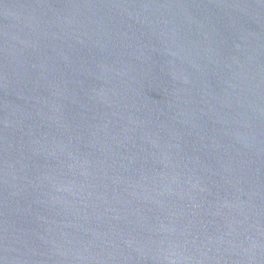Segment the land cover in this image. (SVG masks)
<instances>
[{
  "label": "water",
  "instance_id": "water-1",
  "mask_svg": "<svg viewBox=\"0 0 264 264\" xmlns=\"http://www.w3.org/2000/svg\"><path fill=\"white\" fill-rule=\"evenodd\" d=\"M0 128L264 254V0H0Z\"/></svg>",
  "mask_w": 264,
  "mask_h": 264
}]
</instances>
